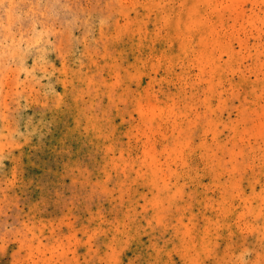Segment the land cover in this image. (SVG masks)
<instances>
[{"label":"rangeland","instance_id":"rangeland-1","mask_svg":"<svg viewBox=\"0 0 264 264\" xmlns=\"http://www.w3.org/2000/svg\"><path fill=\"white\" fill-rule=\"evenodd\" d=\"M0 264H264V0H0Z\"/></svg>","mask_w":264,"mask_h":264}]
</instances>
